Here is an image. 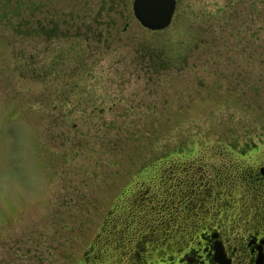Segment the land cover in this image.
Here are the masks:
<instances>
[{
  "label": "rangeland",
  "instance_id": "obj_1",
  "mask_svg": "<svg viewBox=\"0 0 264 264\" xmlns=\"http://www.w3.org/2000/svg\"><path fill=\"white\" fill-rule=\"evenodd\" d=\"M262 155L264 0L159 29L131 0H0V264H147L200 208L237 231Z\"/></svg>",
  "mask_w": 264,
  "mask_h": 264
},
{
  "label": "flooded vegetation",
  "instance_id": "obj_2",
  "mask_svg": "<svg viewBox=\"0 0 264 264\" xmlns=\"http://www.w3.org/2000/svg\"><path fill=\"white\" fill-rule=\"evenodd\" d=\"M42 18L38 17L36 22H42ZM111 29L114 32L118 30L114 26ZM251 168H253V174L251 175L250 171L248 177L249 182H247L246 186L248 194L253 196V193H257L262 197V200L244 204L237 199L236 195L230 197V205L232 206V202L235 203L238 212L241 214L249 212L248 215L242 217L241 221H238L239 225H241L239 230L234 231L233 229L231 231L228 217L225 218V221L223 220L224 217L222 216L226 214L224 210H217L218 215L220 216L221 214L220 217H215L213 213L210 215L208 211L203 212L205 216H200L201 208L198 211H189L188 213L192 214L193 217H189L188 222L184 221L188 217H185L186 214L188 215L185 212L181 220V223L183 222V228L180 229L187 232V240H183L178 246L170 247V251L166 252L164 256L150 259V262L147 261L146 263L264 264V212L262 214L258 212L260 206L264 207V155L259 158L258 162L252 164ZM242 172L246 173L247 170L242 168ZM182 176L181 180L186 177ZM188 177L189 175L186 178ZM243 179L245 180L246 177ZM230 218L236 221L238 216H232ZM170 236L167 234L164 237L165 241ZM143 256L147 257L146 254Z\"/></svg>",
  "mask_w": 264,
  "mask_h": 264
},
{
  "label": "water",
  "instance_id": "obj_3",
  "mask_svg": "<svg viewBox=\"0 0 264 264\" xmlns=\"http://www.w3.org/2000/svg\"><path fill=\"white\" fill-rule=\"evenodd\" d=\"M174 0H132L136 18L149 28L165 26L171 17Z\"/></svg>",
  "mask_w": 264,
  "mask_h": 264
},
{
  "label": "trees",
  "instance_id": "obj_4",
  "mask_svg": "<svg viewBox=\"0 0 264 264\" xmlns=\"http://www.w3.org/2000/svg\"><path fill=\"white\" fill-rule=\"evenodd\" d=\"M152 58H153L152 55L151 56L149 55V59L152 60ZM155 67H156V65H155Z\"/></svg>",
  "mask_w": 264,
  "mask_h": 264
}]
</instances>
